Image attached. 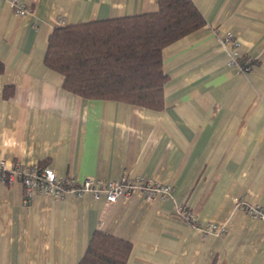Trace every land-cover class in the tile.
Masks as SVG:
<instances>
[{"label": "crops", "instance_id": "0c3cea01", "mask_svg": "<svg viewBox=\"0 0 264 264\" xmlns=\"http://www.w3.org/2000/svg\"><path fill=\"white\" fill-rule=\"evenodd\" d=\"M192 1L205 24L162 49L168 80L154 110L68 91L43 57L53 27L157 0H21L22 14L0 0V129L31 153L4 159L101 184L145 175L173 186L158 201L134 188L111 203L37 193L25 204L21 183L0 179V264H77L97 227L131 242L126 264H264V218L247 211L264 208V0ZM180 202L220 230L204 235L178 217Z\"/></svg>", "mask_w": 264, "mask_h": 264}, {"label": "trees", "instance_id": "16d2710c", "mask_svg": "<svg viewBox=\"0 0 264 264\" xmlns=\"http://www.w3.org/2000/svg\"><path fill=\"white\" fill-rule=\"evenodd\" d=\"M204 24L192 0H157L155 10L53 27L43 62L62 75L64 89L82 97L160 110L168 80L162 49ZM237 59L251 69V60ZM131 246L128 239L97 227L77 264H126Z\"/></svg>", "mask_w": 264, "mask_h": 264}, {"label": "built area", "instance_id": "2783aa9c", "mask_svg": "<svg viewBox=\"0 0 264 264\" xmlns=\"http://www.w3.org/2000/svg\"><path fill=\"white\" fill-rule=\"evenodd\" d=\"M14 12L22 14L24 12V4L21 0H9ZM231 39L230 34L221 39L222 44ZM237 65L240 70H250L249 66H243L237 56L232 55L230 62ZM0 179L4 183H10L14 179L18 180L23 189V202L27 204L35 194H42L51 198H63L69 194L82 196L90 194L94 199L104 197L111 203L119 196H127L134 188L139 189L148 201H158L169 199L173 196V186L170 183L160 182L145 175L127 178L121 176L117 180H108L105 184L94 176H84L77 179L74 176L58 175L51 166L39 165L22 166L18 162L13 163L11 170H5L0 163ZM250 216L262 219L264 218V208L258 205H251L247 208ZM174 213L197 226L204 235L215 233L220 230V227L213 222L200 224L192 214L191 210L183 203H177L174 207ZM192 222V223H191Z\"/></svg>", "mask_w": 264, "mask_h": 264}, {"label": "clouds", "instance_id": "9594fccd", "mask_svg": "<svg viewBox=\"0 0 264 264\" xmlns=\"http://www.w3.org/2000/svg\"><path fill=\"white\" fill-rule=\"evenodd\" d=\"M116 7H120L117 5ZM239 43L248 45L249 42L240 38ZM30 151L25 142L16 133L7 128L0 129V163L5 170L13 168L12 159L5 160L6 155L16 156L17 158L30 155Z\"/></svg>", "mask_w": 264, "mask_h": 264}]
</instances>
